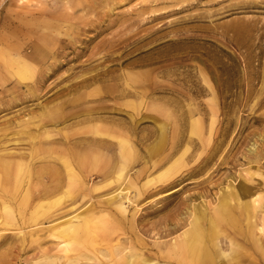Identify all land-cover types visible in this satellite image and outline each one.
Here are the masks:
<instances>
[{"label": "rangeland", "instance_id": "rangeland-1", "mask_svg": "<svg viewBox=\"0 0 264 264\" xmlns=\"http://www.w3.org/2000/svg\"><path fill=\"white\" fill-rule=\"evenodd\" d=\"M105 4L107 10L103 9ZM21 9L33 10L39 17L35 20L34 15ZM17 10L19 14L11 20ZM156 13L163 14L153 19ZM98 19L102 27L94 35L95 30L87 25L92 20L97 24ZM46 22L57 23L58 37L68 38L64 35L69 34L83 48H77L81 55L69 62L63 61L62 54L66 52L68 59L73 53L65 48L57 56L63 63L46 71L39 88L36 81L44 74L47 62L30 61V67L23 69L10 62L9 57L30 52L33 37L24 29L26 24L45 32ZM16 26L23 30L17 31ZM134 32L136 39L119 47V51H132L120 62L112 64L98 54L104 40ZM90 34L92 37L88 39ZM137 47L140 48L134 50ZM129 62L142 64L132 68L127 65ZM94 64L116 68V73L124 76L120 81L98 82L83 89L94 93L93 99L97 98L98 108L89 122L76 123L82 115L71 122L37 129L8 125L29 117L31 120L42 109L54 111L69 95L58 98V93ZM7 70L10 79L0 87V100L10 97V92L5 90H15L12 86L19 80L23 83L16 86L25 93L37 86L35 96L27 95L28 98L17 100L10 107L0 103V155L10 161L11 171L18 162L29 168L30 175L22 186L25 190L18 196L22 200L26 189L30 192L28 212L35 203L55 200L58 196L46 195L37 200L35 192L37 189L41 192V185L35 180L43 179L48 185L49 174L45 171L41 178L35 171L58 165L31 157L32 142L34 146L47 143L36 135L58 130L68 135L86 133L100 140L109 136L115 144L118 132L124 131L133 149L124 154V160H116L107 177L95 172L108 171L107 168L80 170L83 191L66 197L57 214L54 211L48 219L21 223L20 227L0 225V264H26L37 252L36 245L28 240L22 249L19 232L44 228L55 223V219L84 214L89 207L95 220L109 218L103 223L115 229L112 220L121 216L112 218L115 210L110 211L109 203L100 201L118 192L111 193L119 182L109 181L121 172L124 180L120 188L127 192L129 201L124 203L126 221L116 225H124V231L119 232H125L127 239L122 236L120 241L131 247L138 244L135 238L138 235L145 246L155 251V243L171 242L188 228L194 215L202 212L207 217L211 215L218 197L246 177L245 170L253 156L248 149L255 145L259 133L264 136V0H2L0 75L5 76ZM125 73L136 87L127 85L130 81ZM119 82L120 87L128 90L124 97L102 96L105 84L112 86ZM89 146L95 153L102 150L96 143ZM56 147L66 150L65 143ZM8 150L13 153H5ZM62 176L61 190H64L67 181ZM14 177L10 175L8 180L12 182ZM4 216L0 212V218ZM19 219L23 220V216ZM16 222H19L17 218ZM200 222L205 226L207 220ZM41 245L46 246L44 239ZM149 254L154 256V252Z\"/></svg>", "mask_w": 264, "mask_h": 264}, {"label": "bare ground", "instance_id": "bare-ground-1", "mask_svg": "<svg viewBox=\"0 0 264 264\" xmlns=\"http://www.w3.org/2000/svg\"><path fill=\"white\" fill-rule=\"evenodd\" d=\"M187 6H190V4H187ZM107 8L108 6L105 4L103 9L107 10ZM89 9L93 8L90 7ZM21 11L25 13L29 12L30 16L31 14L34 15L35 20L39 17V14H34L33 10L21 9ZM18 14L19 10L15 14H12L10 19H16ZM162 14L156 13L152 18L154 19V17H159ZM97 21V24L93 20L88 25L85 23V25L89 26L88 29L95 30L94 35L98 34L102 27L99 24L101 20L98 19ZM24 27V29L30 31L33 37L31 50L29 53H21V55L18 53L10 54L9 59L10 62L21 65L23 69L30 67L28 65L30 61L37 64L47 62L46 70H43L44 74L36 81L39 88L44 83L46 71H51V67L58 66L63 61L69 62L71 59H75L81 55V51H76V49L83 47L76 45L72 36L66 34L64 36H69L68 38L62 39L58 37L60 31L55 29L58 27L57 23L46 22L44 24L45 32H40L32 26L29 28L27 24ZM14 28L17 31L23 30L22 27L18 26ZM136 34L137 32L127 36L119 34L116 39L110 38L104 40L101 43L98 54H102L103 60L109 61L112 64L120 62L121 58H124L132 51H119V47L132 43L136 39L134 38ZM91 37L92 34L88 36V39ZM65 48L71 50L70 53H73L72 57L66 58L68 54L63 52ZM138 48L140 47L134 50ZM61 52L64 53L62 54L65 58L63 61L57 60V56ZM139 64H142V62H129L127 65L134 68L135 65ZM90 68L88 72H85L76 80H70L67 87L58 93V98L66 93L69 95H66L67 98H64L54 111L47 112V110L42 109L41 113L35 116V118L33 116L31 120L29 117L17 122L14 121V123L9 122L8 125L24 129L33 126L34 129H37L48 124L64 121L71 122L82 115L83 118H80L76 123L89 122L90 116L98 108L95 105L97 98L93 99L94 93L90 92V90L84 91L83 89H87L93 84L96 85L98 82L120 81L124 76L123 73L117 74L116 68H109L105 64L101 67L98 64H94ZM136 75H139V73L136 72ZM125 77L130 81L127 85L136 87L127 73H125ZM9 79L10 72L7 70L5 76L0 75V87L8 82ZM17 83L22 84L23 81L19 80ZM17 83H14L12 86L15 90H5L10 92V97L0 100V103H4L5 106L10 107L17 100L28 98L27 95H36L37 86L25 93L19 90ZM105 85L107 87L103 90V97L109 95H114L115 98L117 96L124 97V94L128 92L126 88L120 87V82L112 85L116 89L115 92H113L114 88L112 86ZM77 92L78 94L74 96ZM83 101L86 103L89 101V104L84 105L82 104ZM36 136L37 139H46L47 143L34 146V142H32L31 157L33 159L43 158L47 162H53L58 165V167L51 168L42 167L35 171L40 174L41 178V174H44L45 171L49 174V176L46 175V178L49 179L48 185L43 179L35 180L38 185H41V192L38 189V192H35L37 200L39 201L41 197L45 198L46 195L47 197H51L49 195L58 196L55 200L46 199V201L35 203L28 212L30 192L26 189L22 200H18V196L25 190L22 186L30 175L29 168L25 163L18 162L16 165H13L15 166L14 171H11L10 161L3 160L0 155V173L3 174L0 176V212L5 214L4 218H0L1 226L20 227L21 223L35 222L39 218L48 219L50 215L57 214V211L60 210L59 207L65 204L64 199L66 197H70L71 195L73 197L83 191V181L79 175L80 170H94L97 166L107 168L109 169L108 171H95L107 177L112 172V169L115 168L116 160H124V154L128 153L130 148L133 149L124 131L118 132L115 144H113L114 142L109 136L100 140L88 136L86 133H71L68 135L59 130L56 132H42ZM257 136L258 139L254 142L256 146L252 144L248 149L249 152L253 153V156L249 159L250 165L245 170L246 177L236 187H232V189L222 193L218 197L217 203L212 208L209 217L203 212L199 215H194L188 223V228L182 231L171 242L165 245L155 243V251L145 246L138 235L135 237L136 241H138L137 245L129 247L123 244L124 240L120 241V237L122 236H124V239H127L125 237L126 233L119 232L121 229L124 231V225L121 227H117L116 225L121 220L126 221L127 218L124 217L126 213L124 203L129 201L127 192H123V188H120L124 180L123 173L121 172L116 174L115 179L109 181V183L119 182V186L111 193L118 192L100 201L105 204L109 203L110 211L115 210L112 218L115 215L121 216L115 217L114 220L116 221L112 220L115 229L114 226L113 228L108 227L103 223L110 220L109 218H104L101 221L95 220L92 208L89 207L83 211L84 214H74L59 221L55 219V223L44 228L19 232L18 240L22 249H25L24 244L26 240L30 244H35L34 249H37V252L31 255L30 260L26 264H160V258L163 260V264H264V136L260 133ZM60 143L66 144V150L56 147ZM89 143L100 145L102 150L95 153L89 146ZM5 153L13 152L8 150ZM38 153L42 155L40 158ZM10 175L15 176V180L12 182L8 180ZM62 175L65 176V180L67 181V187L64 190H61L64 183ZM69 185L72 187L71 190ZM89 188L86 187V189ZM98 188L100 187L97 186ZM122 199H125V201L123 202ZM54 211L56 212L52 214ZM24 214L27 217H24ZM15 216L19 222L15 223ZM21 216H23V220L19 219ZM204 218L207 220L205 226L200 222ZM129 230L130 228H128ZM41 239L45 240L46 246L41 245ZM48 241L53 246L48 245ZM148 252H154V256L148 255Z\"/></svg>", "mask_w": 264, "mask_h": 264}]
</instances>
